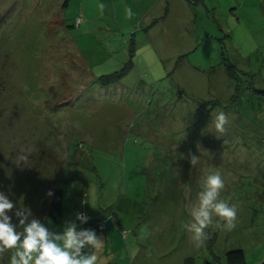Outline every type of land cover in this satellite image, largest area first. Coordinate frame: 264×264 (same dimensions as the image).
<instances>
[{"label":"rangeland","instance_id":"374dc122","mask_svg":"<svg viewBox=\"0 0 264 264\" xmlns=\"http://www.w3.org/2000/svg\"><path fill=\"white\" fill-rule=\"evenodd\" d=\"M214 172L236 227L196 248ZM0 192L56 232L100 216L96 264L264 262V0H0Z\"/></svg>","mask_w":264,"mask_h":264},{"label":"clouds","instance_id":"9594fccd","mask_svg":"<svg viewBox=\"0 0 264 264\" xmlns=\"http://www.w3.org/2000/svg\"><path fill=\"white\" fill-rule=\"evenodd\" d=\"M103 8V5L100 6ZM130 19L134 15L132 9H125ZM211 123L217 132L224 134L229 124L228 115L218 111L212 115ZM30 150H22L17 157L19 167L28 159ZM190 164L195 167L199 156L189 154ZM201 191L197 199L188 206L191 219L182 223L189 233L194 247L203 246L210 239L206 231L213 224V217L219 218L216 228L231 231L236 227V205H229L220 198L225 182L219 172H214L201 179ZM49 197L52 191L47 193ZM13 215L18 223L13 222ZM86 213H77L76 220L81 224L87 222ZM104 239L92 229H79L76 221H66L61 232L50 230L27 208L18 207L8 195L0 192V256L7 250L12 251L10 264H96V253L102 249Z\"/></svg>","mask_w":264,"mask_h":264},{"label":"trees","instance_id":"16d2710c","mask_svg":"<svg viewBox=\"0 0 264 264\" xmlns=\"http://www.w3.org/2000/svg\"><path fill=\"white\" fill-rule=\"evenodd\" d=\"M67 0H65L66 2ZM61 196H62V190L60 188H56L53 193V197L51 200V209L54 210L57 213H60L61 211ZM50 209L49 213L52 214V210ZM89 217L88 221L81 224L79 221L75 220L78 225L79 229H92L97 234H99L102 231L103 228V220L100 216H95L92 214L87 215ZM209 232V231H207ZM208 247H210L212 243V237L210 236V239L206 240ZM203 264H215L211 263L209 261H204ZM224 264H246V257L245 253L240 248H234L227 250L225 252V262Z\"/></svg>","mask_w":264,"mask_h":264},{"label":"crops","instance_id":"0c3cea01","mask_svg":"<svg viewBox=\"0 0 264 264\" xmlns=\"http://www.w3.org/2000/svg\"><path fill=\"white\" fill-rule=\"evenodd\" d=\"M101 233H102V231L99 234H97V235H101Z\"/></svg>","mask_w":264,"mask_h":264},{"label":"water","instance_id":"95a60500","mask_svg":"<svg viewBox=\"0 0 264 264\" xmlns=\"http://www.w3.org/2000/svg\"><path fill=\"white\" fill-rule=\"evenodd\" d=\"M259 264H264V262H261V263H259Z\"/></svg>","mask_w":264,"mask_h":264}]
</instances>
